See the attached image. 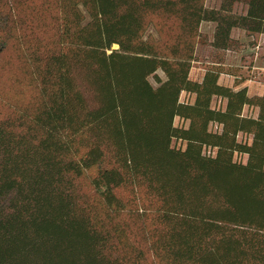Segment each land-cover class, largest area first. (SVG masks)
Wrapping results in <instances>:
<instances>
[{
    "label": "trees",
    "instance_id": "16d2710c",
    "mask_svg": "<svg viewBox=\"0 0 264 264\" xmlns=\"http://www.w3.org/2000/svg\"><path fill=\"white\" fill-rule=\"evenodd\" d=\"M213 1L0 0V264H264V89L190 78L264 0Z\"/></svg>",
    "mask_w": 264,
    "mask_h": 264
},
{
    "label": "rangeland",
    "instance_id": "374dc122",
    "mask_svg": "<svg viewBox=\"0 0 264 264\" xmlns=\"http://www.w3.org/2000/svg\"><path fill=\"white\" fill-rule=\"evenodd\" d=\"M213 4V0H208V4ZM238 10L242 9V5L237 6ZM214 23L203 22L200 25V31L207 43H199L195 48L196 60L190 71V78L193 80H200L204 68L208 63H220L230 74H223L219 77L221 84L233 86L235 89H239L243 86L247 87L248 95H259L263 92L264 84L262 81V73L264 72V35H247L243 30L234 28L231 32V36L236 41L231 50L228 51H215L210 46L209 42L212 39L214 31ZM10 72L5 70L4 73H0V90L7 91L9 89ZM159 75L164 78L161 72ZM152 83L153 80L151 79ZM14 94V92H13ZM23 99L28 98L29 92L23 90V93H19ZM18 97V96H17ZM181 100L192 101L193 96L182 93ZM220 99H214L213 105H218ZM244 114L256 115V110L252 108H245ZM182 121L175 119V124L178 125ZM176 146L184 148L185 144L176 142ZM206 154H212L210 150L205 151ZM235 158L244 162L245 156L236 155Z\"/></svg>",
    "mask_w": 264,
    "mask_h": 264
},
{
    "label": "crops",
    "instance_id": "0c3cea01",
    "mask_svg": "<svg viewBox=\"0 0 264 264\" xmlns=\"http://www.w3.org/2000/svg\"><path fill=\"white\" fill-rule=\"evenodd\" d=\"M220 83V82H219ZM225 85V84H224ZM226 86H229V85H226ZM230 87H232V86H230ZM243 87H246V86H243ZM247 88V87H246ZM262 94V93H261ZM260 95V94H259Z\"/></svg>",
    "mask_w": 264,
    "mask_h": 264
}]
</instances>
